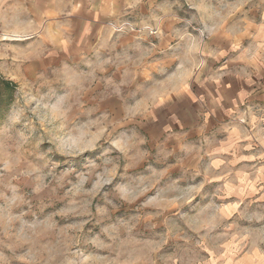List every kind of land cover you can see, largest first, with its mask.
Returning a JSON list of instances; mask_svg holds the SVG:
<instances>
[{"label": "rangeland", "instance_id": "1", "mask_svg": "<svg viewBox=\"0 0 264 264\" xmlns=\"http://www.w3.org/2000/svg\"><path fill=\"white\" fill-rule=\"evenodd\" d=\"M178 1V25L202 27L203 59L185 30L180 54L167 46L142 64L129 38L117 60L52 49V11L0 0V264H264V0ZM234 47L259 95L232 125L150 137L135 100L195 69L224 73Z\"/></svg>", "mask_w": 264, "mask_h": 264}, {"label": "crops", "instance_id": "2", "mask_svg": "<svg viewBox=\"0 0 264 264\" xmlns=\"http://www.w3.org/2000/svg\"><path fill=\"white\" fill-rule=\"evenodd\" d=\"M39 2L41 8L46 7L52 11V25L57 24L60 28L59 41L56 46L51 47L52 49L61 51L66 48L74 52L83 50L92 55L97 50L107 48L114 51L117 60L120 58L119 51L125 47L129 38L138 54V61L143 64L144 60L153 57L156 49L163 51L167 46L171 47L172 54L175 51L180 54L181 49L186 47V37H182L186 30L191 34L190 40H197L194 42L197 43L195 48L200 49L199 59L204 57L202 27L194 25L191 29H185L178 25L177 14L172 13L178 0H39ZM125 17L141 24L157 23L158 34L156 37L142 36L140 37L142 40L129 35L114 34L111 26L118 25L117 23ZM215 45L222 46L215 40L207 41L206 50L210 51L208 49ZM234 48L230 51L231 59L226 61L227 69L224 73L206 77L201 74L202 68L195 69L189 77L185 75L175 83L172 89L164 90L162 95L156 92L148 93L147 89L137 91L138 94L146 91L144 96L135 100L133 108L138 109L140 124L148 125L150 137L155 140L185 139L191 136L193 131L202 133L203 129L217 130L223 125H232V117L241 115L243 104L255 100L259 95L257 85L259 78L255 73L247 75L246 69L237 65L239 54L237 47ZM145 52L147 56L141 59ZM223 54L225 53L222 51L218 57ZM206 56L212 58L211 54ZM182 58L186 56L182 55ZM173 62L178 65L182 63L180 57L178 61L176 59ZM116 100L114 98V101L109 103L112 114H118L120 111L118 109L122 108L121 104L116 105ZM121 103L123 106L122 99ZM130 108L129 106V110ZM234 125L244 124L235 122Z\"/></svg>", "mask_w": 264, "mask_h": 264}, {"label": "trees", "instance_id": "3", "mask_svg": "<svg viewBox=\"0 0 264 264\" xmlns=\"http://www.w3.org/2000/svg\"><path fill=\"white\" fill-rule=\"evenodd\" d=\"M5 84H8V83H5Z\"/></svg>", "mask_w": 264, "mask_h": 264}]
</instances>
